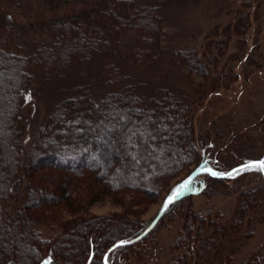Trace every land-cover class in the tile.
<instances>
[{"label": "trees", "instance_id": "trees-1", "mask_svg": "<svg viewBox=\"0 0 264 264\" xmlns=\"http://www.w3.org/2000/svg\"><path fill=\"white\" fill-rule=\"evenodd\" d=\"M163 1L0 0V32L5 37H27L31 33L48 35L52 39L50 46L40 45L23 56L0 46V59L14 72L12 84L8 85L9 107H0V128L3 129L0 131V237L5 238V258L0 259V264H11L10 258L16 249L20 250L21 246L12 240V235L25 242V251L34 264H45L46 261L49 264H104V255L111 246L137 237L152 221L144 227L141 222H131L130 213L116 215L111 220L86 216L84 209L87 206L107 197L121 201L126 193L141 201L162 194L161 200H164L195 169L202 167L203 157L199 158L194 152L190 106L178 101L166 86H155L149 99L153 108L163 114L164 122H158L156 128H161L166 138L170 135L172 138L170 149L162 141L164 138L154 143L155 137L149 136V132L141 127L146 121L153 123V109L141 107L135 93L139 85L129 82L134 77L124 72L132 67L138 69L145 63H157L163 58L165 49L159 16ZM235 34H239L238 31ZM64 38L68 41L67 46ZM85 41L88 43L86 49L82 48ZM124 41L132 44L124 46ZM105 53L119 54V62L102 65L99 73L103 72V85L108 88L117 81L119 88L104 90L100 97L98 93L89 95L87 91L65 96L44 121L36 125L24 148L22 138L29 123L25 107L33 102L49 74L57 75L56 72L64 70L73 59L89 60L93 55ZM53 54L59 56L58 63L53 60ZM168 54L170 64L195 69L203 75L204 63L195 51ZM128 57L132 61L131 67L127 66L125 58ZM35 70L40 72L39 81H33L31 77ZM108 101L111 105L103 106ZM116 104L124 109L133 107L142 114L141 124L136 127L128 124L129 127L115 132L120 140L118 146L126 154L125 162L115 157L111 145L98 138L101 135L107 140L108 133H113L115 119L109 122V115ZM124 121V118L117 121L119 128ZM142 130L143 139L138 144L136 137L139 138ZM180 137L185 140L186 151L175 146ZM146 140L160 161L155 162L154 157L151 159L145 154L143 144ZM136 154L137 164L131 168L129 165ZM238 170L231 177L206 174L202 191L205 192L211 183H224L249 172L244 168ZM253 171L259 174L263 183L238 195L229 224L235 234L244 224L246 210L251 205L260 206L264 198V173ZM179 176L183 177L175 182L176 185L171 184L172 178ZM193 195L184 193L169 204L156 224L167 212L179 208L177 213L182 228L171 245L170 264H198L203 260L204 264L214 263L212 254L217 237L214 234L203 236V230L216 221L212 220V212L208 209L191 210L188 199ZM136 197L128 199L129 203L136 202ZM15 201L18 209L9 210L3 205ZM106 220L109 225L103 224ZM97 225L106 226L103 235L94 231ZM82 226H85L82 239L69 236V233L81 231ZM217 227L214 232L220 233ZM152 232L136 243L114 248L107 256V263L129 264L134 247ZM8 234H12L11 239ZM262 255H254L247 264H264Z\"/></svg>", "mask_w": 264, "mask_h": 264}, {"label": "rangeland", "instance_id": "rangeland-1", "mask_svg": "<svg viewBox=\"0 0 264 264\" xmlns=\"http://www.w3.org/2000/svg\"><path fill=\"white\" fill-rule=\"evenodd\" d=\"M159 16L162 45L165 49L163 58L157 63H145L138 69L132 67L130 71H124L134 77L129 82L139 85L135 91L137 99L140 100L141 107L153 109L150 114L154 121H143V126L140 117L142 114L133 107L124 109L116 104L109 115V122L115 119L113 133H108L107 140L101 135L98 138L106 145H111L115 157L120 159V162H125L127 157L118 146L120 140L115 132L129 125L136 127L140 123L141 127L149 132V136L155 137L154 143L157 144L164 138L162 141L170 149L172 135L166 138L165 132L156 128L158 122L164 123L163 114L153 108L149 99L155 86H166L168 92H172L178 101L181 100L190 106L194 152L199 158L203 157L204 160L200 164L202 167L212 168V172L216 173H229L243 164L264 159V0H164ZM235 31L239 34H235ZM130 41H124V46H130ZM63 42L68 45L66 38ZM51 43L52 39L48 35L29 33L27 37L7 38L0 32V46L20 56L29 54L40 45L47 47ZM87 44L85 41L82 48H88ZM188 50L195 51L203 60V75H199L195 69L188 70L185 66L169 63L168 53ZM53 55V60L58 63L59 56ZM118 55L105 53L93 55L89 60L73 59L64 70L56 72L57 75L49 74L33 102L25 107L29 123L22 138L23 147L29 144L36 125L42 123L51 109L65 96L87 91L89 95L98 93L100 97L104 90L116 91L119 88L117 81L105 88L103 72H99L104 63L119 62ZM125 59L127 66L131 67L132 61L129 57ZM133 64L138 66L136 61H133ZM12 72L13 70L8 69L0 59V107H9L8 85L12 79L11 75H14ZM39 76V71L31 72L33 81H39ZM111 103L108 101L103 106H109ZM172 114L175 115L174 112ZM122 118L125 119L124 125L120 124L119 128L117 121ZM72 128L74 130L75 127ZM1 130L3 129L0 128ZM142 135L143 130L139 138L136 137L138 144L143 139ZM184 141V138L180 137L175 146L180 150L185 149ZM143 145V150L145 154H149V158L154 157L155 162L160 161L159 155L148 147L147 140ZM136 156L137 154L132 157V164L129 165L131 168L137 164L134 159ZM205 176L206 173H201L194 177L184 192L194 194L188 199L192 211L208 209L212 212V220L216 221L214 225H206L203 230V236L214 234L215 238L217 237L212 254L213 264H247L254 255L262 254L264 263V198L260 206L251 205L246 210L245 221L238 234L229 228L238 195L242 192L241 196L248 189L262 185L259 174L249 170L248 173L224 183H211L203 192ZM182 177L172 178L171 184L175 186V182ZM161 196L151 195L141 201L138 197L126 193L121 201L107 197L87 206L84 212L86 216L104 217L108 220L116 215L130 213L128 218L131 222H141L147 227L168 197L161 200ZM134 197L137 198L136 202L132 200L129 203L128 199ZM3 205L9 210L19 208L16 201ZM134 210L136 211L131 214ZM178 210L179 208H176L167 212L152 230L151 236L134 247L129 264H170L173 256L171 245L182 228ZM67 216L64 215V218H68ZM103 224L109 225L110 222L106 220ZM215 227L221 232L216 231V234ZM84 228L85 226H82L81 231L69 233V236L74 235L82 239ZM105 228L106 226L97 225L94 231L103 235ZM87 230L93 231L91 227H87ZM8 235L10 238L12 234ZM9 238L6 240L9 241ZM4 239L0 237L1 260L5 258ZM12 240L21 247L20 250L16 249L13 258H10L11 264H34L32 257L25 251V242L15 235H12ZM198 264H204V260Z\"/></svg>", "mask_w": 264, "mask_h": 264}, {"label": "water", "instance_id": "water-1", "mask_svg": "<svg viewBox=\"0 0 264 264\" xmlns=\"http://www.w3.org/2000/svg\"><path fill=\"white\" fill-rule=\"evenodd\" d=\"M248 164V163H247ZM244 165L246 164H243L233 170H238V169H242L244 168ZM207 169H211V168H206V167H199L197 169H195L186 179L185 181H192L194 177H196L197 175L201 174V173H206L208 175H211V176H214L212 175L209 171H207ZM233 170H231L230 172H234ZM212 171V169H211ZM217 177H224L226 175H215ZM184 182V181H183ZM182 182V183H183ZM181 183V184H182ZM186 190V188L181 192V194L184 193V191ZM180 194V195H181ZM180 195L173 200V202L175 200H177ZM168 198V197H167ZM167 198L165 199V201L167 200ZM165 201L163 202L159 212L157 213V215L155 216V218L152 220V222L150 223V225L140 234L138 235L137 237L133 238L132 240H129V241H126V242H119V243H116L114 244L113 246L110 247V249L106 252V254L104 255V258H103V262L104 264H107V256L109 254L110 251H112L114 248L118 247V246H121V245H126V244H133V243H136L137 241H139L140 239H142L144 236H146L150 231H152L154 229V227L156 226V224L159 222V220L161 219V217L163 216L164 212H165V208H164V204H165Z\"/></svg>", "mask_w": 264, "mask_h": 264}, {"label": "snow or ice", "instance_id": "snow-or-ice-1", "mask_svg": "<svg viewBox=\"0 0 264 264\" xmlns=\"http://www.w3.org/2000/svg\"><path fill=\"white\" fill-rule=\"evenodd\" d=\"M245 170H259L262 173H264V159L255 161V162H250L246 165H244ZM212 175H227L231 177L233 175L232 172L229 173H216L212 172L211 169H207ZM234 172H238L239 170H233ZM190 181H184L182 184H180L173 192L168 196L167 200L165 201L164 208L166 209L169 204L173 202L174 199H176L181 192L188 187ZM45 264H49V262H45Z\"/></svg>", "mask_w": 264, "mask_h": 264}]
</instances>
